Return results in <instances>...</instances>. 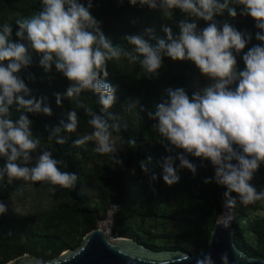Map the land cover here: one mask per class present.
Instances as JSON below:
<instances>
[{
	"label": "clouds",
	"instance_id": "1",
	"mask_svg": "<svg viewBox=\"0 0 264 264\" xmlns=\"http://www.w3.org/2000/svg\"><path fill=\"white\" fill-rule=\"evenodd\" d=\"M124 2L165 15L179 10L195 22L180 20L175 24V33L172 27L163 25L161 31L166 39H157L151 28L129 35L123 38L130 46L127 49L114 45L105 36L101 23L91 15L93 0H40L38 12L15 20V31L7 22L0 24V159L4 161L0 182L5 178L8 184L17 180L47 182L62 189H71L77 182V174L60 171L61 162L50 151L41 149L40 140L33 135L29 115L53 114L47 98L33 97L20 75L33 65L34 56H39V65L45 72L54 68L69 81L65 92L55 96L57 106L62 107L64 100L76 101L77 107L85 109L90 117L91 133L79 137L74 145L94 141L95 152L112 154L113 165L122 161L114 158L118 148L113 131H119V125L109 123L114 119L109 110L117 103V89L107 82L108 61L123 57L129 64L139 63L148 77H154L167 58L194 65L209 83L191 97L182 88H169L166 98L148 113L149 119L156 122L153 130L160 137V145L169 153L162 165L164 183L173 186L180 182L177 160L180 168L195 175L197 168L188 159L191 156L211 163L214 177L205 178L204 183L215 182L225 189V209L235 207L237 202L247 206L264 200V192L252 185L264 166V0ZM225 13L233 19L238 15L251 17L259 43L249 47L251 33L217 20ZM197 21L207 26L201 29ZM152 40H156L155 45ZM237 56L242 57L243 69L238 68ZM85 92L98 97L100 114L80 102ZM13 109L19 113L17 119L12 118ZM66 119L49 128V141L64 145L63 134L77 132V111H69ZM37 150L40 154L33 160ZM140 168L148 174L145 162ZM6 211L0 202V216ZM224 226H229L227 220ZM221 260L229 264L227 255ZM201 264H214L211 255H206Z\"/></svg>",
	"mask_w": 264,
	"mask_h": 264
},
{
	"label": "trees",
	"instance_id": "2",
	"mask_svg": "<svg viewBox=\"0 0 264 264\" xmlns=\"http://www.w3.org/2000/svg\"><path fill=\"white\" fill-rule=\"evenodd\" d=\"M40 8V0H0V24L7 22L15 31L17 18H28ZM91 15L101 23L102 31L114 45H121L126 49L130 46L123 38L129 35L143 33L145 29L151 28L157 39H166L161 31L163 25L172 27L175 33L178 32L175 24L180 20L195 22L192 17L185 16L179 10H176L174 15H165L146 7H133L124 0H93ZM217 20L221 23L227 21L240 31L251 33L253 38L249 47L259 43L255 40V33L258 30L251 17L238 15L233 19L225 13L224 16L217 17ZM197 23H200L201 29L207 26L202 21ZM13 39H17L15 32ZM151 42L155 45L156 40ZM237 65L240 69L245 67L241 56H237ZM107 67V82L117 89V103L109 110L114 119H110L109 123L119 125V131H113V135L121 140V148L126 159L122 164H116V171L104 179L110 190V201L109 207L102 214L99 213L97 205L92 206L90 199L80 192L83 183L88 179V175L82 171V162L88 159L90 153L81 150V145H74L77 140L73 138L75 133L63 134L66 140L64 145H57L54 141L48 140L49 128L59 126L61 121L67 122L69 111H77L79 120L77 131L91 129L88 124L90 117L85 109L77 107L76 101L64 100L62 107L57 106L55 96L57 93L65 92L69 81L54 68L50 73L45 72L39 65L38 55L34 56L33 65L20 73L32 96L37 99L46 97V104L51 107L53 113L51 117L29 115V119L33 121L34 137L38 138L41 144L47 145L46 150L61 162L58 165L60 171L77 174V182L71 189L51 185L53 190L65 194L74 205L70 208H54L44 215L38 224L30 218H10L6 213L0 216V264H8L9 261L25 254L41 260H52L65 251L77 248L88 233L98 228L99 221L105 219L111 206L118 207L114 233L119 237L133 239L148 248L157 251L181 250L196 254L209 243L211 232L222 213L221 199L225 197V189L215 182L205 184V178L214 177V169L209 161H201L191 156L188 159L196 166V174L180 168L177 160L175 167L180 182L173 186L166 185L161 174L162 165L169 153L160 145V137L153 130L156 122L148 117V113L154 110V105L166 98V90L169 88H182L191 97L195 92L192 89L191 64L173 62L165 58L158 76L154 77H148L139 63L129 64L123 57L119 61H108ZM79 99L87 108L100 114L101 106L98 97L93 93H82ZM18 116L19 113L13 109L12 118L17 119ZM114 158L118 160L115 154ZM142 161L149 169L147 175L141 171ZM3 164V159H0V167ZM134 171L136 175L133 174ZM153 176L156 177L155 180ZM252 185L258 192H264V166H261L255 175ZM18 193L14 182L8 184L6 178L0 182V202L6 204ZM172 194L180 199L184 196H198L200 199V202L193 206L183 204L182 212L174 217L187 223L192 220L198 209L201 210L206 228L203 230L196 228L201 242L194 251H189L183 245L192 232H182L171 237L165 245L158 246L153 242L156 235L144 230L147 219L157 214V199ZM263 208L264 200L247 206L237 202L232 208L234 216L231 222L238 248L251 257L261 259H264V217L249 215ZM138 219L140 221L137 227L133 226L132 221ZM247 232L253 234V237H245L244 234Z\"/></svg>",
	"mask_w": 264,
	"mask_h": 264
},
{
	"label": "rangeland",
	"instance_id": "3",
	"mask_svg": "<svg viewBox=\"0 0 264 264\" xmlns=\"http://www.w3.org/2000/svg\"><path fill=\"white\" fill-rule=\"evenodd\" d=\"M191 77H192V89L196 91L198 88L207 86V81L198 69L191 64ZM92 129L89 130H78L73 138L78 139L86 134H90ZM113 139L118 148L117 155L119 161H125V154L121 148V140L113 135ZM47 145L41 144V149H46ZM95 142L89 141L84 145H81V150L89 152L90 155L87 160L82 162V171L88 175V179L83 183L81 188V194L87 196L92 206L97 205L99 213H104L109 207L110 201V190L105 185L104 179H107L112 172L116 171L117 165H113L111 162L112 154L100 155L95 152ZM40 154V150L33 153V160ZM34 162V161H33ZM136 175V171L133 172ZM14 185L19 192L13 195L5 204L7 211L6 214L10 218H30L35 222L40 223L41 218L46 215L49 211L54 208H67L73 207V203L66 197L65 194L59 193L51 188V185L47 182H40L32 184L31 182H25L23 180L14 181ZM223 199V197H222ZM200 202L198 196L196 197H183L180 199L176 198L174 194L171 196H162L157 199L158 209L157 214L149 217L145 224L144 230L151 231L152 234L156 235L153 240L155 245L162 246L173 236L180 235L182 232H192L191 236L184 242V247H187L189 251H194L196 246L201 242L196 233V228L203 230L206 228V222L201 216V210L198 209L196 214L192 216V220L185 223L175 219L176 215H179L183 210L184 205H196ZM110 208L108 209V211ZM251 215H259L264 217V208ZM233 209H227L220 215L219 221H228L230 225L233 220ZM173 217V218H172ZM140 219L132 221V225L137 227ZM30 225H32L30 223ZM140 230V229H139ZM142 234V231L140 230ZM212 233V232H211ZM235 233V232H234ZM245 237H253V234L247 232L244 234Z\"/></svg>",
	"mask_w": 264,
	"mask_h": 264
},
{
	"label": "water",
	"instance_id": "4",
	"mask_svg": "<svg viewBox=\"0 0 264 264\" xmlns=\"http://www.w3.org/2000/svg\"><path fill=\"white\" fill-rule=\"evenodd\" d=\"M229 225V224H228ZM234 228H225L218 221L207 246L199 253L181 250L157 251L129 238H109L97 228L88 233L75 249L65 251L52 260H41L25 254L13 260V264H201L206 255H211L214 264H222L227 255L229 264H264V259L251 257L241 251L234 240ZM9 264V263H8Z\"/></svg>",
	"mask_w": 264,
	"mask_h": 264
},
{
	"label": "built area",
	"instance_id": "5",
	"mask_svg": "<svg viewBox=\"0 0 264 264\" xmlns=\"http://www.w3.org/2000/svg\"><path fill=\"white\" fill-rule=\"evenodd\" d=\"M224 201L225 197L221 199L222 208H224ZM118 211L117 206H111L110 210L107 212V215L104 220L99 221L98 228L103 230L104 233L111 239H118L119 236L114 233V221H115V214ZM224 212H227V209L224 208Z\"/></svg>",
	"mask_w": 264,
	"mask_h": 264
},
{
	"label": "bare ground",
	"instance_id": "6",
	"mask_svg": "<svg viewBox=\"0 0 264 264\" xmlns=\"http://www.w3.org/2000/svg\"><path fill=\"white\" fill-rule=\"evenodd\" d=\"M224 223V222H223Z\"/></svg>",
	"mask_w": 264,
	"mask_h": 264
}]
</instances>
